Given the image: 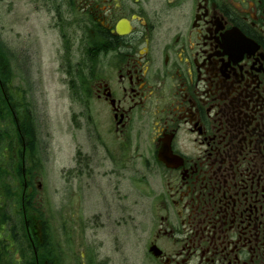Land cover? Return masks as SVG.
<instances>
[{"label":"flooded vegetation","instance_id":"flooded-vegetation-1","mask_svg":"<svg viewBox=\"0 0 264 264\" xmlns=\"http://www.w3.org/2000/svg\"><path fill=\"white\" fill-rule=\"evenodd\" d=\"M68 2L83 49L68 77L75 129L93 160L110 142L111 164L128 162L132 143L144 157L149 258L264 264V0ZM182 121L199 137V158L170 150ZM19 168L26 176L23 159Z\"/></svg>","mask_w":264,"mask_h":264},{"label":"rangeland","instance_id":"rangeland-1","mask_svg":"<svg viewBox=\"0 0 264 264\" xmlns=\"http://www.w3.org/2000/svg\"><path fill=\"white\" fill-rule=\"evenodd\" d=\"M71 9L68 0H0V126L8 132L0 147L11 137L16 143L14 163L4 150L0 162L13 169L11 178L7 169L11 203L25 210L20 194L32 198L26 225L37 220L34 235L57 246L55 264H159L146 248L152 223L144 157H136L132 143L128 162L111 164L105 156L115 161L117 154L110 142L93 160L94 145L75 129L68 77L83 49L80 32L68 24ZM20 134L29 136L24 150ZM15 257L23 260L19 252Z\"/></svg>","mask_w":264,"mask_h":264},{"label":"trees","instance_id":"trees-1","mask_svg":"<svg viewBox=\"0 0 264 264\" xmlns=\"http://www.w3.org/2000/svg\"><path fill=\"white\" fill-rule=\"evenodd\" d=\"M4 49L5 46L1 43L0 51L2 52ZM6 56L8 57L7 54L3 57L6 58ZM4 134L5 136L8 135L5 131ZM7 153L9 152L7 151ZM3 156L4 153L0 150V161H2ZM7 169H9V177L11 178L12 167L5 166L0 162V264H55L58 256L61 257L57 246H53L48 241H42V238H35L33 232L38 227L26 225L25 219L27 220L30 214L26 210L34 207L31 200L23 202V204L25 203V210L24 207L21 210H16L10 206L14 200L11 198L13 195L9 193L11 190ZM13 209L16 210L14 217L12 216ZM14 222L15 224H13ZM28 231L31 234H28ZM43 233H47V231H43ZM16 252L20 253L22 261L15 257Z\"/></svg>","mask_w":264,"mask_h":264},{"label":"clouds","instance_id":"clouds-1","mask_svg":"<svg viewBox=\"0 0 264 264\" xmlns=\"http://www.w3.org/2000/svg\"><path fill=\"white\" fill-rule=\"evenodd\" d=\"M192 127L190 121H182L178 122L171 130V141H174L170 144V150L172 153L188 159H196L203 154L202 147L199 143V137L192 131ZM164 131V127L155 129L152 137L153 144H156V141Z\"/></svg>","mask_w":264,"mask_h":264}]
</instances>
